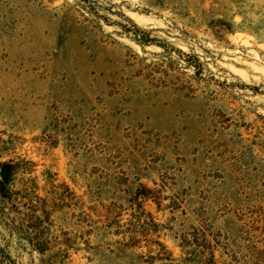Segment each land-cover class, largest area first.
Masks as SVG:
<instances>
[{"label":"rangeland","instance_id":"374dc122","mask_svg":"<svg viewBox=\"0 0 264 264\" xmlns=\"http://www.w3.org/2000/svg\"><path fill=\"white\" fill-rule=\"evenodd\" d=\"M0 264H264V0H0Z\"/></svg>","mask_w":264,"mask_h":264},{"label":"trees","instance_id":"16d2710c","mask_svg":"<svg viewBox=\"0 0 264 264\" xmlns=\"http://www.w3.org/2000/svg\"><path fill=\"white\" fill-rule=\"evenodd\" d=\"M3 164L6 166V171L4 172V174H5V180L8 181L9 174H11L13 172V169H11V166H13V164H11L9 162H4ZM38 247H40V249H43V247L41 245L38 246Z\"/></svg>","mask_w":264,"mask_h":264}]
</instances>
